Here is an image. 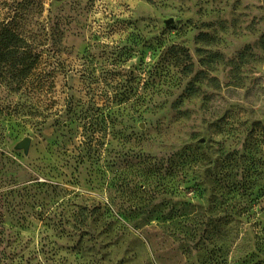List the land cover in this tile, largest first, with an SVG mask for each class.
<instances>
[{
  "label": "rangeland",
  "instance_id": "rangeland-1",
  "mask_svg": "<svg viewBox=\"0 0 264 264\" xmlns=\"http://www.w3.org/2000/svg\"><path fill=\"white\" fill-rule=\"evenodd\" d=\"M42 3L45 83L0 89L26 104L0 110V264H264V209L225 203L264 173V0Z\"/></svg>",
  "mask_w": 264,
  "mask_h": 264
},
{
  "label": "trees",
  "instance_id": "trees-1",
  "mask_svg": "<svg viewBox=\"0 0 264 264\" xmlns=\"http://www.w3.org/2000/svg\"><path fill=\"white\" fill-rule=\"evenodd\" d=\"M33 8H36L41 13L43 11L42 0H38L36 3L33 0L0 2V89L4 87L9 92L23 90L24 93L27 92L26 88L33 84V78H37L36 88H42L45 83L43 79L44 73H41L42 75L37 73V65L41 63L43 54L35 51L34 48L51 41L53 31L47 28L36 29L29 25L30 22L33 23L31 17ZM3 9H5L4 12L1 11ZM25 106L24 102L18 101L16 104H9L6 107L0 106V110L3 109L6 114H11ZM43 118L45 120L46 116ZM253 131L254 128L251 129L252 134ZM91 139L90 136H87V144L91 143ZM187 153L189 156H184V160L189 161V165L185 161L183 164L197 169L200 166V159L197 155L192 156L190 154L192 153L191 149H187ZM164 167L166 170L175 168L169 162ZM156 168L155 165L150 166L151 170ZM140 169L149 168L143 166ZM250 172L251 174L248 177H243L244 180L242 178L231 180L229 186H227L228 197L225 203L227 201L234 202L236 206L231 208V210H234L232 212L233 215L244 216L247 214L250 217V208L258 207L259 209H264V188L262 189L261 187L258 191L254 190L257 182L264 186V173H258V166H255L254 163H252ZM144 185L142 189H144Z\"/></svg>",
  "mask_w": 264,
  "mask_h": 264
},
{
  "label": "water",
  "instance_id": "water-1",
  "mask_svg": "<svg viewBox=\"0 0 264 264\" xmlns=\"http://www.w3.org/2000/svg\"><path fill=\"white\" fill-rule=\"evenodd\" d=\"M30 142H31V137L25 136L16 143L15 148L22 149L23 153L27 154L29 150Z\"/></svg>",
  "mask_w": 264,
  "mask_h": 264
}]
</instances>
